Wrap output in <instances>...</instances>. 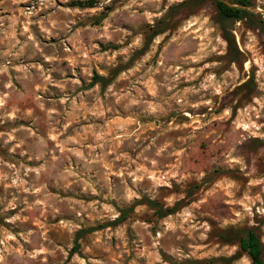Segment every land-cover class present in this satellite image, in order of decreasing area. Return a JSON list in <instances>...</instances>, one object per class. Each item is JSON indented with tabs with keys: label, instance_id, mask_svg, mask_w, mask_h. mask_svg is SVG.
Returning <instances> with one entry per match:
<instances>
[{
	"label": "clouds",
	"instance_id": "1",
	"mask_svg": "<svg viewBox=\"0 0 264 264\" xmlns=\"http://www.w3.org/2000/svg\"><path fill=\"white\" fill-rule=\"evenodd\" d=\"M87 2L0 0V264H264V0Z\"/></svg>",
	"mask_w": 264,
	"mask_h": 264
},
{
	"label": "trees",
	"instance_id": "2",
	"mask_svg": "<svg viewBox=\"0 0 264 264\" xmlns=\"http://www.w3.org/2000/svg\"><path fill=\"white\" fill-rule=\"evenodd\" d=\"M215 10L220 16L221 19H223L226 15H230V11L225 7L223 3H221V0H212ZM71 5L78 6V7H92V3H88L87 0H84V2H81V0L74 1ZM95 78V75H94ZM127 212H125L124 216L126 217ZM249 242L254 247V251H258V239L253 235L250 237V241H244V243L247 245Z\"/></svg>",
	"mask_w": 264,
	"mask_h": 264
},
{
	"label": "rangeland",
	"instance_id": "3",
	"mask_svg": "<svg viewBox=\"0 0 264 264\" xmlns=\"http://www.w3.org/2000/svg\"><path fill=\"white\" fill-rule=\"evenodd\" d=\"M74 1H77V0H73V2ZM207 3L215 10V7H214V4H213V1L212 0H207ZM24 7V5L23 4H21V8H23ZM69 7H78V6H73V5H69ZM110 10V9H109ZM216 11V10H215ZM192 15H195V13H192ZM186 19H190V17H187ZM93 23L94 24H99L100 23V19H95L94 21H93ZM193 27V29H195V25H193L192 26ZM54 42V41H53ZM101 49L102 50H106V49H104V47L103 46H101ZM246 63H248V62H246ZM95 75V74H94ZM244 102H247V97H245V99H244ZM239 109H237V111H238ZM189 115H191V113H189ZM29 166H32V165H29ZM50 192H52L53 194H56L55 193V190L54 189H50ZM69 195H71V194H69ZM72 198H75V197H72ZM126 216H127V214H126ZM7 225H5V227H6ZM105 227H111V225H97L96 226V229L95 230H100V229H103V228H105ZM81 235H82V233H81Z\"/></svg>",
	"mask_w": 264,
	"mask_h": 264
}]
</instances>
